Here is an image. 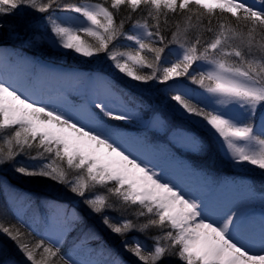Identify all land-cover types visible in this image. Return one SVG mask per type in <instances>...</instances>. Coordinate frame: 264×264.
Wrapping results in <instances>:
<instances>
[{
	"label": "snow or ice",
	"instance_id": "6c2138e0",
	"mask_svg": "<svg viewBox=\"0 0 264 264\" xmlns=\"http://www.w3.org/2000/svg\"><path fill=\"white\" fill-rule=\"evenodd\" d=\"M26 8L44 14L45 28L61 54L94 58L106 53L118 73L131 81L167 85V99L174 111L199 118L198 123L212 132L233 163L247 164L264 175V0H103L76 6L60 0H0V33L19 39L20 25L9 18L22 15ZM122 9L127 16L118 20ZM66 11L82 19L57 14ZM120 40L132 42V50L117 51ZM166 51L175 59L169 60ZM182 77L203 89L204 100L181 87ZM88 80L103 89L104 99L93 101L103 116L129 121L145 111L142 102L133 111L137 102L118 84ZM0 134L6 145L0 147L3 161L15 162L20 155L39 160L35 168L20 165L15 171L63 185L93 213H104L102 223L112 233L123 238L131 231L164 230L153 237L151 249L135 238L134 247L122 240L139 264H167L172 256L182 264H264V184L245 186L249 198L260 197L258 220L238 207L212 218L203 200L188 196L127 151L118 141L120 133L105 127L92 113L74 118L2 79ZM192 143L211 150V144L195 139ZM96 186L119 198L121 207L115 208L107 196L90 191ZM130 206H136L135 219L113 222L107 214ZM54 208L57 214L69 217L67 209ZM71 216L69 223H84L74 212ZM141 217L147 220L137 224ZM0 232L16 242L30 264H54L57 257L63 264H92L65 258L59 239L49 237L47 246L43 241L31 245L19 230L14 234L0 226ZM106 264L127 262L117 255Z\"/></svg>",
	"mask_w": 264,
	"mask_h": 264
},
{
	"label": "rangeland",
	"instance_id": "374dc122",
	"mask_svg": "<svg viewBox=\"0 0 264 264\" xmlns=\"http://www.w3.org/2000/svg\"><path fill=\"white\" fill-rule=\"evenodd\" d=\"M103 2V0H60L61 4L76 6L81 3H97ZM251 2V0H249ZM24 12L27 14H37V12L32 11L31 9H24ZM40 14V13H39ZM61 16H71L76 17L77 19H82L79 17V14L74 12H61L59 13ZM127 16V10L122 9L121 13L118 15L117 19H121ZM227 18V15H225ZM137 18L142 19V17L137 16ZM14 20L16 23L20 25V38L17 39L15 36L11 34L0 33V55L2 52L9 51L8 57H5L4 60L10 66L14 61L18 58L23 59L27 68H23V65H18V67L13 66V69H16L10 77L9 83L15 85L17 84V80L20 79L23 81H28L34 86L38 87L39 81L35 78L28 80V77L25 76V72H30L32 75L37 76L39 73L40 67H46V64H43L41 60H51L58 61L62 66H64L67 62L69 64L73 63L67 55L61 54V50L57 49L52 43L51 33L44 39L40 33L32 32L31 30L26 29L24 26L25 22L21 18H10ZM234 23V21H232ZM43 24V23H42ZM45 27V25H44ZM130 28V24L126 21L125 23V31H128ZM49 32V31H48ZM118 47L117 51L127 52L132 50V42L126 40H120L117 42ZM11 44L8 49H4L3 45L8 46ZM110 49L112 45L109 46ZM165 55L169 60H174V55H169L166 51ZM102 56L107 58L106 53H102ZM108 59V58H107ZM112 62V61H110ZM39 65V66H38ZM195 67V65H194ZM112 72L115 73L119 78H115L112 74H103V76H99L97 73L91 72V70L81 71H69V74H77L76 78H79L81 81L84 79L85 82H89L88 78L99 79L103 81H108L111 83H116L119 85L120 89L127 94V96L133 101L137 102L136 109H133V105L129 104L128 107L133 109V111L138 110L139 104L142 102L146 108L145 111L139 113V117L129 120V121H115L100 112L99 109H96L93 104H89L90 108L86 110L84 113H79L78 107L79 101L74 99L68 90V95L66 94V90L61 92L58 99L55 97H51L53 99L44 100L41 102L54 104L56 107L61 108L62 110L70 113L74 118L79 115L81 118H84L88 115V113H92L96 116L97 120L102 123L105 127L113 129L114 131L120 133L118 136L119 143L128 151H131L136 155L140 160L144 161L148 164L149 167L155 168V170L160 173H166L167 170L165 167L169 166L170 168L179 163H189L188 161L178 158L173 153L174 141H177L181 135H183V131L191 136L190 140L195 139L198 142H203L205 144H211V150H207L209 153V160L204 159L202 162L204 165L212 169V172L215 173L216 170L219 169H229L232 174L235 176H244L250 175L249 172L255 173L258 176L262 175L260 170L245 165H237L233 163L224 153L222 148H219V144L216 141V137L212 134V132L198 123L199 118L197 117H189L184 115L183 113H178L174 111L173 108L169 106V101L167 99V85L164 86H153L150 89H147V84H142L139 82H133L130 79L126 78L123 74L118 73L114 67L110 68ZM0 70L4 71L3 68ZM144 69L143 71H146ZM9 72L13 70H8ZM116 76V77H117ZM181 87H187L193 94L196 96L198 100H204V96L206 95L198 85L191 84L187 81L186 77L180 78ZM82 83H84L82 81ZM174 83V82H169ZM62 82L60 83H51V86L55 89H61ZM50 86V87H51ZM67 87V86H66ZM94 88L97 86L94 85ZM31 91L29 95L32 98H35L38 95L39 90L33 89L32 87H28ZM148 91H147V90ZM64 90V89H63ZM92 90L90 89V92ZM97 92V90H95ZM137 91V92H136ZM51 91V88L49 89ZM97 97L95 101L99 102L104 99L103 92L94 93ZM48 95V94H47ZM145 95V96H144ZM54 100L56 103H53ZM113 107H118V102L109 98ZM202 106V105H201ZM160 121V123H157ZM122 123H127L129 126H135L132 128L142 129L145 131L147 127L151 129L150 131L155 134L153 140H149L150 138L147 135H143L137 131H131L126 128H123ZM138 126V127H137ZM193 128L195 132H192L190 128ZM144 127V128H143ZM141 131V132H142ZM197 134H201L204 139L196 138ZM0 142H2V134H0ZM192 142V141H191ZM3 143V142H2ZM6 148V145L2 146ZM192 153H198L200 148H198L195 144L192 143L191 148ZM196 150L197 152H194ZM32 154L35 155V150L32 151ZM137 154H140L139 156ZM200 155H204L203 151ZM0 161H3V157H0ZM39 160H31L26 158L24 155H20L16 158L15 162L3 161L0 162V195L2 192L5 194L3 197L6 198L4 203L8 206L10 210L14 212L16 218L19 219V222L23 225L30 226L28 229L31 230L32 234L33 229L38 233H41L47 239L49 237L60 240V245L65 240L67 235H70L72 238L71 241L81 242V246L76 248L77 250L71 249V255L74 256L77 261L81 262H92V264H106V262L111 261L116 256H114L110 248L104 246L106 243L102 241L103 234H107L110 236L113 241H117L115 245H117V249L120 251L119 256L125 260V257L131 259L134 257L129 251L125 250V243L122 242V237L120 235L112 233L103 223L102 216L104 213L95 214L93 213L83 202L82 198L76 196L75 194H70L63 185H58L63 189L58 188V186L54 187V184L50 189L43 188V183L51 181H47L45 178L38 177H27L23 176L15 171L16 166L27 165L29 168H35L37 164H39ZM195 169V168H194ZM197 170V169H195ZM198 171V179H201V183L207 184L209 183L210 176L208 173L202 169ZM254 171V172H252ZM74 174V173H72ZM259 180L264 181V178L257 177ZM40 181V184H38ZM36 183V184H34ZM53 183V182H52ZM235 184L238 185L237 189L242 185V182L239 179H236ZM36 187H39V191ZM98 190L102 189L101 186H96ZM94 188V189H95ZM111 195V194H110ZM115 197V196H112ZM117 199V197H115ZM113 199V198H112ZM252 200L261 204L260 197L257 195L255 198H251ZM114 200V199H113ZM118 203L116 200H114ZM3 201H0V226L6 227L5 218L7 217V210L3 207ZM110 205H113L117 208V204L111 203L108 201ZM5 205V206H6ZM54 205L60 209H67L69 212V217L66 219L63 214H57L54 208ZM118 209V208H117ZM75 213L77 216H81L84 219V223H81L77 226V223H69L71 220L72 213ZM109 213H116L117 211H108ZM88 216V217H86ZM142 218V217H141ZM89 219V222L87 221ZM112 220H115L114 218ZM141 221V219L139 220ZM91 222V224H89ZM26 223V224H25ZM25 227V226H24ZM152 230H156L160 233H163L164 230L160 228L153 227ZM138 231V230H137ZM101 234L102 237L99 235ZM130 235V236H129ZM132 235V236H131ZM0 236L9 242L10 247L15 248V256L13 259L9 260L8 264H30L27 261L24 254L18 249L16 242L7 236V234L0 232ZM83 237L82 240L86 242L83 243L80 237ZM126 237L123 239L127 243L129 247H134L135 235L133 236V231L127 233ZM0 237V248L5 249L4 240ZM153 237L150 238V241ZM2 239V241H1ZM88 239H96V243H90L87 241ZM139 240V238H135ZM12 242L15 243L12 246ZM120 242V243H119ZM139 242L146 246L147 249H151L153 247V243H149L147 239H141ZM162 242V241H161ZM162 243H167L163 241ZM32 245V244H31ZM59 245V246H60ZM42 250H37V258H40ZM13 254V253H12ZM55 263V262H54ZM133 264H139L136 257L132 259ZM167 264H182V261L179 260L178 257L172 256L167 258Z\"/></svg>",
	"mask_w": 264,
	"mask_h": 264
},
{
	"label": "trees",
	"instance_id": "16d2710c",
	"mask_svg": "<svg viewBox=\"0 0 264 264\" xmlns=\"http://www.w3.org/2000/svg\"><path fill=\"white\" fill-rule=\"evenodd\" d=\"M57 14L59 15V13H57ZM43 15L44 14H39V13L34 14V15L31 14V13L27 14V13H25L23 11L22 15H17L14 18H16V17L17 18H21L25 22L24 26L26 27V29L31 30L32 32L34 31L36 33H40L42 35V37L45 39L50 34V32H48V30L44 27V22H43V19H42ZM225 15H227V14H225ZM10 18H13V17H10ZM205 38H210L209 34H205ZM65 55H67L71 60H73V64H75V65H78V66H81V67L87 68V69L98 70V71H101V72H104V73H107V74H112V76H114L115 78H119L110 69L111 67H113L112 66V62H110V60L107 59L106 57L102 56V53L98 57H94V58H82V57H79L77 55H70V54H67V53ZM147 71H149V70L147 69L145 72H147ZM153 86L159 87V86H164V85H160V84H158L156 82H149L147 84L146 88L150 89V87H153ZM2 146H4V144L2 142H0V147H2ZM208 153L209 152L207 150H205L204 153H203L204 155H195V156H192L191 159L193 161H196L197 165H199V166L204 168V166L202 165L203 164L202 162L204 161V159L209 160L210 156H209ZM205 166H207V165H205ZM206 169H208L209 172H211V169H209L208 167ZM219 172H220V173H218L219 175H221V174L230 175L231 174V175L235 176L234 174L231 173V171L229 169H219ZM252 172H254V171H252ZM249 174H250V176H252L255 179V182H256L257 186H261L262 184H264L262 182V180H259L257 178V177L264 178V175L258 176L255 173H251V171L249 172ZM74 175H75V173L74 174L70 173V176H74ZM47 181H51V180L48 179ZM34 184H36V183H34ZM38 184H40V181H39ZM53 184H54V187L59 185L57 182H54V181H51L50 183H48V182L45 183L44 182L43 183V188L50 189ZM36 188L39 191V187H36ZM58 188L63 189L60 186H58ZM102 189H104V188L102 187ZM90 191H95L97 194L107 196L109 202L117 204L118 205L117 206L118 209L121 207V202H120L119 198L116 199L115 197H112V195H110V193H107L106 190L102 191V190H98L97 188H95V189L90 188ZM4 195L5 194L3 192H2V195H0V201H3V203L6 200L5 197H3ZM112 198L114 200H116L118 203H116ZM5 205H6V203L3 204V207H5L4 209L7 210V217L4 219L6 227L12 229L14 234H15L16 230H19L20 233L22 234V238L25 241H27L30 244H32V245H35V244L39 243L40 241H43L45 246L48 245V241H46L45 238L41 237L40 235H38L36 233L32 234L31 230H29L25 225L21 224L19 222V220L14 216L12 211L8 208V206L7 205L5 206ZM136 210H137L136 206H130L126 211H117L115 214L107 212V214L112 219L113 218L115 219V220H112L113 222H118L120 219H135ZM86 217H88V216H86ZM140 219H141V221H139ZM146 220H147V217H142V218L136 219V222H137V224H140V223L145 222ZM87 221L89 222V219H87ZM89 224H91V222ZM134 233L135 234H140L141 238L142 239H147L149 241V243H153V238L150 241L151 237L163 234V233H160V232H158L156 230L155 231L152 230V228H150V229H148L146 231H143V232L138 230V233H137V231H134ZM99 235L102 237L101 234H99ZM125 237L126 236H124L122 238V240ZM80 238H81V240L83 239L82 236ZM2 239L4 240L5 249L4 248H2V249L0 248V264H8L9 260L13 259V256H15L16 258H17V256L15 254V248L10 247L9 242L6 241L4 238H2ZM2 239H1V241H2ZM71 239L72 238L70 237V235H67L65 237V242H66L67 246H69V247L70 246H77V245L81 246L82 243L80 241L79 242H74V241H71ZM102 239L106 243V245L110 246V247L114 246L117 243V241H113V239L110 236H108L107 234H103ZM87 241H89L90 243H96V239H88ZM13 242H12V246L15 244ZM82 242L85 243L86 241L82 240ZM66 244H65V246L61 247V252L64 255L66 254V251H64V249L66 248ZM117 247H118L117 245H115V247H111L112 248V252L114 251V254H116L115 256H117L119 254V252H120L119 251L120 249L118 250ZM65 258H67L66 255H65ZM132 259H134V257H131V259L128 258V257H125V261L127 262V264L128 263L129 264H133L132 263ZM54 262H55L54 264H63V261L60 260L59 257L55 258Z\"/></svg>",
	"mask_w": 264,
	"mask_h": 264
},
{
	"label": "bare ground",
	"instance_id": "6f19581e",
	"mask_svg": "<svg viewBox=\"0 0 264 264\" xmlns=\"http://www.w3.org/2000/svg\"><path fill=\"white\" fill-rule=\"evenodd\" d=\"M8 52L9 51L7 50L5 52H2L1 53L2 55H0V68H3L4 71H6V72H3L2 70H0V79L4 80L7 83H9L8 81L10 80V77L13 76L12 73L16 70V69H13L14 68L13 66L18 67V65H23V68H27V65H25L24 63L25 61L21 58H18L16 61H14L9 66L4 60L5 57L9 56L8 54H6ZM54 64L55 63L53 62L52 66ZM58 68L59 67L56 65L55 69H58ZM8 70H13V71L9 72ZM24 73L25 75H30V72L24 71ZM35 78L39 81V84H43V86L39 88V95L43 97L48 94L47 97L49 96V99L51 97L53 98L55 97V99H58L59 95H61V92H64L65 90H67L69 83H71L73 86L72 93H74V96H76V99L81 103L80 110L82 113L86 112V110L90 108L89 104L92 105L93 101L97 99L96 95L92 91L90 92L91 83H87V82L82 83L80 79L74 78L70 75H66L62 72L59 73V71H54L49 66L40 67L39 73ZM60 82H62L61 86H63L61 87V89L63 88L64 90L63 89L60 90L57 88L54 89L51 86V83L53 85V83L55 84V83H60ZM13 86L21 90L19 88L18 83ZM50 88H51V91L53 92H49ZM22 92H24L28 96L30 94L27 91H22ZM54 102L56 101L54 100ZM132 154L134 155V153ZM134 156L137 157L136 155ZM163 177L166 180L172 181L175 185H177L178 188L182 189L183 192L186 193L188 196L198 197L200 200H203L209 207H211L209 209L210 210L209 215L212 218H218L221 212L229 207H238L241 212L245 214H255V216H259L262 210L261 204H259L258 202L252 199L243 198V197L236 199L234 201H231V202H225L223 201V199H220L216 203L212 202V205H211L210 196H207V194L205 195L206 192L202 190V187L199 188L195 180H193V178H191V176H189L188 174H183L179 172H177L176 174L172 172V173L163 175Z\"/></svg>",
	"mask_w": 264,
	"mask_h": 264
}]
</instances>
